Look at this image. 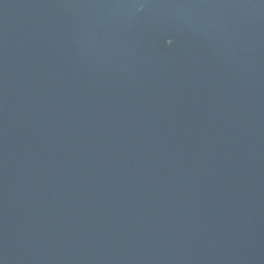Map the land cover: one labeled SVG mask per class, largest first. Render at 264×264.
Returning <instances> with one entry per match:
<instances>
[{
  "label": "water",
  "instance_id": "obj_1",
  "mask_svg": "<svg viewBox=\"0 0 264 264\" xmlns=\"http://www.w3.org/2000/svg\"><path fill=\"white\" fill-rule=\"evenodd\" d=\"M0 264H264V0H0Z\"/></svg>",
  "mask_w": 264,
  "mask_h": 264
}]
</instances>
